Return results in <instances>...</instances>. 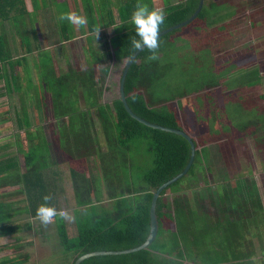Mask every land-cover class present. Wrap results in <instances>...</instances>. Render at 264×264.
Returning a JSON list of instances; mask_svg holds the SVG:
<instances>
[{"label":"trees","instance_id":"obj_1","mask_svg":"<svg viewBox=\"0 0 264 264\" xmlns=\"http://www.w3.org/2000/svg\"><path fill=\"white\" fill-rule=\"evenodd\" d=\"M92 1L89 3V0H84V3L89 4H84L81 15L86 16L88 22L97 13L102 22L98 26L87 23L88 28L87 24L83 25L88 34L87 44L84 46L88 60L86 68L69 65L68 71L60 74L51 52L39 46L33 64L35 78L31 77L28 65L19 63L25 68L24 72H27V79L23 78L24 82L22 81L24 86L21 85L26 87L23 95L27 94L32 100L41 120H47L49 112L54 117L46 125L50 130L48 144L44 135V148L47 145L49 147V163H64L70 168L79 228L73 239L66 227L61 226L60 236L66 250L75 255L74 263L79 257L91 252L123 251L144 244L151 230V209L155 192L185 170L192 153L191 144L186 138L138 121L128 112L121 95L111 103H103L97 89L98 64L108 60H129L138 51L132 46V39L139 37L131 16L138 4L147 5L150 10L157 9L154 0ZM200 2L201 0H183L171 3L170 0H165V19L160 26V34L188 21L198 10ZM51 4L58 8L59 23L56 26L60 29V35L69 32L67 37L70 39L72 23L59 18L61 13L70 12L67 2L51 1ZM220 9L216 3H205L193 22L160 37L157 49L143 50L130 66L125 79L126 102L136 115L152 124L186 132L196 146L195 161L189 173L169 186L158 199L156 212L160 228L157 239L140 251L93 256L81 264H198L199 255L202 257L199 264H255L259 258L264 260V235L256 230L261 229V224L255 225L259 220L255 218L258 215L263 217L261 201L258 196L252 197L245 179L238 181L235 190L225 192L226 194L220 192L219 201L212 199L214 205H209L211 210L203 207L202 210L215 211L212 213L215 219H208L204 225L196 223L194 226L195 221L190 222L188 217L183 219L188 209L186 200L174 196L173 209H170L165 198L169 191L174 194L181 191L180 186L194 178L197 170L208 164L210 154L209 147H201L207 143L206 136L197 131L191 132L186 121L188 117L177 111L176 94L180 88L186 89V92L181 93L182 99L190 92L191 95L194 94L198 104V94L207 86L216 97L224 89L228 92L227 95L236 97L241 90L235 92V88L241 89V85H245L250 91L260 87L262 83L258 68L250 69L234 63L230 68L218 69V65L227 61L217 60L218 56L212 54L211 48L196 56L193 53L191 58L188 52L183 56L178 55L180 48L185 49L184 46L177 45L179 40L190 34L203 36L208 27L216 25L223 18L217 16ZM115 10L120 21L116 26ZM77 12L80 14L78 9ZM111 26L115 28L113 35L111 31L107 30L106 33L105 29H101ZM103 36L101 41L97 39ZM93 37L100 43V50L91 44ZM197 40L199 38L194 43L188 42L186 46L192 47ZM198 43H203V40ZM19 75L22 76L20 72ZM228 81L230 86H223ZM231 88L234 93L229 91ZM246 94L247 92L239 97L240 106L229 107L222 100V105L214 104L215 110L213 105L205 108L201 106L199 110L194 109L199 113L191 112V115L213 119L212 127H207V133L214 136L227 133L228 139L220 141L224 147L234 149V143H243L251 137L256 144L264 146V104L256 106L248 116L241 112L244 103L249 100ZM23 98L24 108L26 104ZM257 98L264 101V93ZM190 108L191 106L187 107L186 111ZM216 123L221 125L218 129L215 128ZM26 162L27 167L35 174L46 167L47 157L45 153L42 154L41 144L34 141ZM83 162L89 163L88 170L78 168ZM105 201H109L107 206L103 205ZM254 208L259 209V212L255 213ZM192 211L196 213L195 210ZM83 216L87 218L82 220ZM247 225L256 227L254 231L260 239L262 257H258V249L254 246L252 235L247 233ZM166 230H171L172 240L164 238L159 243ZM168 250L171 251L170 254L173 250L178 251L179 257L165 256L163 251Z\"/></svg>","mask_w":264,"mask_h":264},{"label":"rangeland","instance_id":"obj_2","mask_svg":"<svg viewBox=\"0 0 264 264\" xmlns=\"http://www.w3.org/2000/svg\"><path fill=\"white\" fill-rule=\"evenodd\" d=\"M70 1L71 7L73 8L72 10L78 14L76 4L72 2L73 0ZM179 1L183 0H170L171 3H177ZM154 2L157 9L164 10L163 7L165 4V0H154ZM212 2L216 3L219 8H221L217 13V16H223V18L219 19L216 25L208 27V31L203 34V36H193V34H190L189 36H185L183 39L179 40L177 45L184 46L185 49L182 50L180 48L178 50V55L183 56V54H186L188 52V56L191 58L193 53L194 56H196L205 52L207 48H211L212 54L214 56H218L216 57L217 60L222 59L227 61L221 65L217 64L218 69H224L234 63L239 64L241 67L247 66L250 69L258 68L260 71V75L262 76V83L260 87H255L250 91L247 90L248 87H246L245 85H241V89L235 88V92L241 90L240 93L238 92V95L236 97L227 95L228 92L225 89L221 92L219 97H216L210 87L207 86L201 93L198 94V104H196L197 100L194 97V94L191 95L190 92L187 93L186 98L182 99L181 93L186 92V89L180 88L179 92H177L176 94L178 98L177 111L183 116L188 117L186 121L187 125L191 127V132L197 131L199 134L206 136L205 141L207 143H205L201 147H209L210 154L208 164H205L204 167L197 170L196 176L194 178H190L188 181L183 183L180 186L181 191H178L175 194L169 191L167 192L165 198L167 203L169 202L170 209H173L172 205L174 196L179 199L181 198L183 200H186V206L188 209L186 217H183V219H186L188 217L190 222L195 221V223L193 224L194 226L196 223L204 225V223L209 221L208 219H215L212 214L213 212L215 213V211H208L210 209V206H212V204L214 205L212 199L219 201L220 192L228 193L232 190H235L238 187V181H241V179H245L246 187L251 195H253L252 197L255 198L258 196L259 200L261 201V210L263 217L258 215V217H256L255 219L259 220L255 225L261 224V229L257 228L256 230L264 235V146L256 144L255 139L251 137L247 138L243 143L240 141L234 143V149L228 146L224 147L220 144V141L228 139L229 135L227 133H218L215 136L214 134L212 135L210 133L209 135L207 133V127H212L213 119H209L207 116L203 115L193 117L191 115V112H195L194 109L199 110L201 109V106L205 108V106L213 105L212 108L214 109V104L217 105V103H220V105H222V100L223 102L225 101L229 105V107L240 106L241 101L239 97L246 92L249 100L244 103L241 112L245 114L247 113L248 116H250V113H252L256 109V106H261L264 104V101L258 100L257 98L258 95L264 93V0H208L207 2H204V4H209ZM115 11L114 15L116 16V26L118 24L119 17L117 11ZM92 18H90L87 23H95V26L101 24L102 20L98 18L97 13L92 15ZM88 26L89 25L87 24L86 28H88ZM84 28L85 27L76 31L79 37L82 36L81 38L78 37L73 41H67L59 46L51 48V55L56 64L58 73L62 74L68 71L69 65L80 69L86 68L88 60L86 58V51H84V46L87 44L86 42L88 34L85 33L86 36L80 35L84 34L82 32L83 30L85 32ZM40 29L36 27L34 29L33 35L39 37V33H43L45 31V27L41 30ZM106 31L107 30H105V32ZM110 31L112 35L115 34V28L113 26ZM103 38L104 36L100 39H97L101 41ZM196 38H199V41L197 40L198 42L203 40V43L196 42V44H194L192 47L186 46L188 42L194 43ZM97 39L93 37L91 44L94 48L100 50V43ZM211 59L215 60V58L213 57H211ZM128 62L129 60L127 59H123L120 61L108 60L97 65L96 84L103 103H111L115 98L121 95V79L128 65ZM185 63L189 64V61H186ZM223 86H230L229 81L226 82ZM229 91L231 93H234L233 88H231ZM82 105L83 107H85L84 103ZM190 106L191 108L186 111V108ZM231 109L234 110L235 108ZM197 112L199 113V111ZM37 116L39 115L37 114ZM53 118V114L49 112L50 122L54 120ZM35 120L36 122L34 127V138L36 136L35 143L38 144V139L41 141L44 135L47 136L48 134L49 138L50 130H47V127L41 122V118L36 117V119L34 118V121ZM218 126L221 125H218L216 123L215 128H217ZM231 147H233V145ZM49 161L50 160H48V165L49 168H51V164L49 163ZM92 163L95 164L94 161ZM81 167L88 170V167H90V165L89 163L86 164L85 162H83L81 166H78V168ZM56 168L58 169V172L60 173L62 178L60 184L66 190V202L64 205V211L68 215L67 217H64V219H66L67 222L68 233L70 237H73L74 239L76 238L78 233L76 234L75 224L71 222V219H74V216L77 217V211L75 210L77 206L74 199L72 182L70 178V168L67 164L58 163L57 166L56 164L53 165L50 173H52V171ZM236 200L239 201L238 198ZM108 203L109 201H105L103 205L107 206ZM203 207L208 208V210H202ZM192 210H195L196 213ZM254 212H259V209L254 208ZM81 218L82 216L79 219ZM86 218L87 217L83 216L82 220H85ZM254 228L256 227L247 225V233H250L253 237L254 246L258 249V257H262L263 253L260 251V239L257 236L258 234L255 233L256 231H254ZM164 233L165 234L162 235L159 243H162L161 239L164 238L169 241L172 240L171 238L173 236L171 234V230H166ZM189 238L192 239V236L189 235ZM193 251L196 252L195 250ZM169 252L171 251H163V253H165V256L167 257H179L177 255L178 251L173 250V253H171L173 255H171ZM67 256L68 254H66V258ZM197 258L199 260L197 263L199 264V262L202 260V257L201 255H199L197 256ZM63 259L64 257L61 258V260ZM260 260H262V262ZM255 264H264V260L262 258H259V260H257Z\"/></svg>","mask_w":264,"mask_h":264},{"label":"crops","instance_id":"obj_3","mask_svg":"<svg viewBox=\"0 0 264 264\" xmlns=\"http://www.w3.org/2000/svg\"><path fill=\"white\" fill-rule=\"evenodd\" d=\"M51 1L67 2L70 12H74L70 0H0V264H73L75 258L61 243L60 228L67 229L66 219L57 215L45 225L36 218L37 208L46 203L44 196L51 197L47 203L55 206L58 212L64 211L66 202V190L60 184L62 178L58 169L53 170L56 174L50 173L58 163L54 162L49 168V147L44 148V136L41 141L38 139V144L47 157L46 167L35 174L26 162L36 139L34 118L39 116L32 100L27 94L23 95L26 91V87H22L23 78L27 79V72L19 63L28 65L31 77L35 78L33 64L37 46L51 52V48L77 39L76 31L83 28L72 24L70 39L69 32L60 35L58 8ZM72 2L80 14L89 4L84 0ZM35 26L45 27L38 35L40 38L33 35ZM111 28L101 29L110 31ZM82 32L84 34L80 35H85L84 30ZM22 98L26 104L24 108ZM45 121L41 122L46 126L50 120ZM46 137L48 144V134ZM71 222L77 234V217Z\"/></svg>","mask_w":264,"mask_h":264},{"label":"clouds","instance_id":"obj_4","mask_svg":"<svg viewBox=\"0 0 264 264\" xmlns=\"http://www.w3.org/2000/svg\"><path fill=\"white\" fill-rule=\"evenodd\" d=\"M61 20L67 19L74 25H86L87 18L84 15L77 14L76 12L61 13ZM165 19V12L163 9H149L147 5L138 4L131 16V22L135 25L136 34L139 37L132 39V46L136 50L147 47L148 49L155 50L159 47V34L160 26ZM99 32V31H98ZM98 32L96 35H98ZM46 203L41 204L36 210V218L43 224L47 225L57 215L67 217L65 211H59L55 206L47 203L51 199L49 196H44Z\"/></svg>","mask_w":264,"mask_h":264},{"label":"water","instance_id":"obj_5","mask_svg":"<svg viewBox=\"0 0 264 264\" xmlns=\"http://www.w3.org/2000/svg\"><path fill=\"white\" fill-rule=\"evenodd\" d=\"M204 2H205L204 0H201L198 10L195 12V14L188 21H186L183 24L177 25L175 27H172V28L164 31L163 33L159 34V38L162 37L163 35L169 33V32L174 31L175 29L181 28L182 26L193 22L197 18V16L199 15L200 11L202 10ZM146 48L147 47L138 50L134 54V56L131 59H129L128 65H127V67H126V69L124 71V74H123V77H122V81H121V98H122L123 102L125 103V106H126L128 112L131 114L132 117H134L138 121L144 123L147 126H150V127L156 128V129H161V130L168 131V132H173V133L179 134V135L183 136L184 138H186L191 144V148H192L191 158H190V161H189L187 167L185 168V170L182 173H180L179 175H177L176 177H174L173 179H171L170 181H168L167 183L162 185L155 192L153 203H152V209H151V230H150L149 237H148V239L146 240V242L144 244H142L139 247H136V248H133V249H129V250H123V251H97V252H91V253H88V254H85V255L79 257L74 264H81L82 261H84L87 258L93 257V256L118 255V254L132 253V252H136V251H140L142 249L148 248L157 239V236H158V233H159L160 226H159V219H158L157 212H156L157 202H158L159 197L162 195V193L169 186L173 185L174 183L178 182L183 177H185L189 173V171H190V169H191V167H192V165H193V163L195 161L196 146H195V143L193 142L192 138L186 132H184L182 130H178V129L166 128V127H163V126H160V125L152 124V123L146 121L145 119L139 117L138 115H136L130 109V107L128 106V104L126 102L124 84H125V79H126V76H127V72L129 70L130 66L132 65V63L141 54V52L143 50H145Z\"/></svg>","mask_w":264,"mask_h":264}]
</instances>
